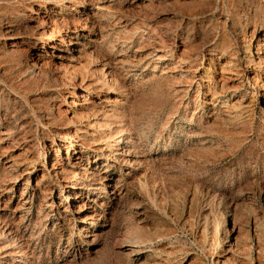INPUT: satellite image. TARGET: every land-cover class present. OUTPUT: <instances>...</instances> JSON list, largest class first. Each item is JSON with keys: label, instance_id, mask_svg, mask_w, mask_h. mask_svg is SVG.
Masks as SVG:
<instances>
[{"label": "rangeland", "instance_id": "obj_1", "mask_svg": "<svg viewBox=\"0 0 264 264\" xmlns=\"http://www.w3.org/2000/svg\"><path fill=\"white\" fill-rule=\"evenodd\" d=\"M260 39L264 0H0V264H264Z\"/></svg>", "mask_w": 264, "mask_h": 264}, {"label": "bare ground", "instance_id": "obj_2", "mask_svg": "<svg viewBox=\"0 0 264 264\" xmlns=\"http://www.w3.org/2000/svg\"><path fill=\"white\" fill-rule=\"evenodd\" d=\"M37 15H38V21H39V23L35 26V28H37V29H44V28H46L47 27V25L48 24H50L51 22H53V21H51V19H52V15L50 14V13H47V12H45L44 10H42L41 8L39 9V10H37ZM36 18V17H35ZM91 39V38H90ZM43 44H45L46 46H48L49 48H52V49H57L58 48V44L53 40V41H51V42H48L47 40L43 43ZM74 44V43H73ZM44 47V46H43ZM255 57H256V59H257V61L259 62V63H263L264 64V40L263 39H260L258 42H257V48H256V51H255ZM59 57L60 58H63L64 59V57H63V55L62 54H60L59 55ZM38 61V60H37ZM37 61H34V64L36 63L38 66V69H39V71H49L48 70V68H45L44 66H43V64H44V62H42V63H39V62H37ZM65 63H64V60H60V66H62L63 67V65H64ZM59 66V67H60ZM64 66H66V65H64ZM48 67V66H47ZM61 68V67H60ZM64 68V67H63ZM50 69V68H49ZM59 70H62V69H59ZM193 70V69H192ZM192 70H191V68H185V73L186 74H190L191 72H192ZM232 71L230 70V68H226V71H225V73H231ZM62 73V72H61ZM194 73V72H193ZM58 76V75H57ZM60 77H62L63 78V76L62 75H60ZM74 78V77H73ZM255 77H251L250 79L252 80V79H254ZM78 82V83H77ZM84 85H87V87L85 88V91H84V93H82V95H81V97H82V102H80V103H76V102H74L73 100H72V105H81L82 106V108H84V109H86V110H91V109H93V108H91V105L89 104V94H91L90 93V91H93L92 89H90V83H88V81L87 80H85V79H78V80H74V82H73V89H72V91L70 92V97H73L74 95H76V87L78 86V88L79 87H81V86H84ZM76 86V87H75ZM86 93V94H85ZM71 103V102H70ZM0 134H7L6 133V131H1L0 132ZM9 134V133H8ZM72 139H73V136H68V137H66V138H61V141H60V143L58 144V147H57V150L58 149H60L59 148V146H65V142L66 143H69V142H72ZM54 145H57V142L55 141V138H52L51 139V145H50V147H51V150L49 151L48 150V153L49 152H52L53 150H54V148H53V146ZM77 149H79L78 151H77ZM71 150H73V152H74V154L75 155H80V156H82L83 155V152H84V148L82 147V145H80V144H76L75 145V149H71ZM71 150H68L67 149V154H68V156L69 155H71ZM59 151V150H58ZM61 160V157H56L55 158V160H53V162H52V167L54 168L55 166H57V165H55L56 163H58L59 161ZM78 162L80 161V160H77ZM5 168H10V170H12V168H13V164L12 163H8L6 166H5ZM4 168V169H5ZM62 171V170H61ZM84 171H86V169L84 170ZM62 173H63V171H62ZM85 175H87V174H85ZM2 176V175H1ZM1 185V184H0ZM2 186V185H1ZM88 187V186H87ZM10 189L11 188H9L8 189V191H10ZM7 192V191H6ZM76 197H79V196H77L76 195ZM27 200V199H26ZM75 201V200H74ZM25 204V203H24ZM26 205V204H25ZM22 207V206H21ZM23 208V207H22ZM78 208V207H77ZM17 209V208H16ZM95 215V214H94ZM66 217V216H65ZM84 229V228H83ZM95 235H96V233H95ZM95 238V237H94ZM94 243V242H93ZM134 248V247H133ZM133 250V249H132ZM132 252V251H131Z\"/></svg>", "mask_w": 264, "mask_h": 264}]
</instances>
